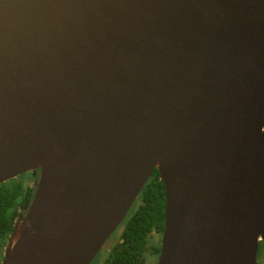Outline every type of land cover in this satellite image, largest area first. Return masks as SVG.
Here are the masks:
<instances>
[{"label": "water", "instance_id": "water-1", "mask_svg": "<svg viewBox=\"0 0 264 264\" xmlns=\"http://www.w3.org/2000/svg\"><path fill=\"white\" fill-rule=\"evenodd\" d=\"M156 169L157 264H260L264 0H0L1 264H92Z\"/></svg>", "mask_w": 264, "mask_h": 264}, {"label": "trees", "instance_id": "trees-1", "mask_svg": "<svg viewBox=\"0 0 264 264\" xmlns=\"http://www.w3.org/2000/svg\"><path fill=\"white\" fill-rule=\"evenodd\" d=\"M32 179L33 176L25 179L23 174L0 185V264L20 216V210L35 194V187L28 181ZM165 207V186L156 169L125 219L119 238L112 248L103 250L100 256L103 263L147 264L148 253L159 256L160 246H150V241L156 235L163 234Z\"/></svg>", "mask_w": 264, "mask_h": 264}, {"label": "rangeland", "instance_id": "rangeland-1", "mask_svg": "<svg viewBox=\"0 0 264 264\" xmlns=\"http://www.w3.org/2000/svg\"><path fill=\"white\" fill-rule=\"evenodd\" d=\"M29 178H30L29 176L28 177L25 176V179H29ZM28 181L30 183H32V181H30V180H28ZM117 238H119L118 234H116L114 237L112 236L111 237L112 241H111V239L109 241H111V243L115 244ZM161 241H162V235L161 236L156 235L155 237L151 238V241H150L151 245L150 246H154V245L158 244V246H160V248H161ZM104 258H105V256H104ZM157 258H158L157 255L152 256L151 253H148L146 262H147V264H153L154 262L157 263ZM257 260L260 264L264 263V245H260ZM92 264H104L101 257H100V253L97 255L96 259L93 261Z\"/></svg>", "mask_w": 264, "mask_h": 264}, {"label": "flooded vegetation", "instance_id": "flooded-vegetation-1", "mask_svg": "<svg viewBox=\"0 0 264 264\" xmlns=\"http://www.w3.org/2000/svg\"><path fill=\"white\" fill-rule=\"evenodd\" d=\"M39 171H33V172H28V173H26V174H24V176H29V177H31V176H33V179H32V183H31V186L32 187H35V191H36V181L38 180V177H39ZM23 176V175H22ZM33 197H34V195L32 196V197H30L29 199L30 200H28V201H26L23 205V208L20 210V214L24 211V209L26 208V206L28 205V203L29 202H31L32 201V199H33ZM18 220V219H17ZM115 236V235H114ZM113 236V237H114ZM113 239V238H112ZM112 239H111V241H112ZM111 241H109L108 243H106V245H104V247L102 248V250H101V252H100V256L102 255V253H103V250L105 249V248H108V249H110V248H112L113 247V243H111ZM153 256V255H152ZM157 257H159V256H157ZM157 260H158V258H157ZM155 263V262H154ZM157 264V263H156Z\"/></svg>", "mask_w": 264, "mask_h": 264}]
</instances>
